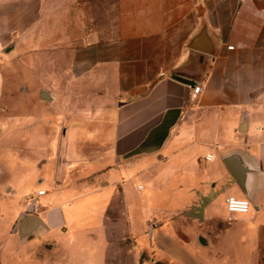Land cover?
Returning a JSON list of instances; mask_svg holds the SVG:
<instances>
[{
  "label": "crops",
  "instance_id": "0c3cea01",
  "mask_svg": "<svg viewBox=\"0 0 264 264\" xmlns=\"http://www.w3.org/2000/svg\"><path fill=\"white\" fill-rule=\"evenodd\" d=\"M202 18L216 50L198 81L201 91L191 97L192 85L170 73L187 56ZM41 51L66 61L41 67ZM0 55L2 71L19 65L22 71L93 77L103 89L94 99V121L69 125L67 134L91 137L110 158L93 172L100 158L70 143L66 154L74 172L61 169L57 186L49 188L46 171L37 182L15 187V194L32 195L45 183L36 195L40 206L25 203L26 214H36L43 225L21 238L20 215L19 239L8 231L0 242V264H108L103 213L117 209L112 203L121 192L134 226L131 208L149 200L134 182L140 167L150 170L153 154L160 157L152 165L158 178L147 185L175 183L192 194L207 184L213 208L217 201L222 210L228 194L246 196L222 155L234 151L241 166L254 163L247 175L256 184V205L233 218L246 227L264 223V0H0ZM50 92L46 100L56 98ZM49 102L47 107L54 104ZM190 114L199 117L196 122L187 123ZM81 172L95 174L96 182L89 178L80 187Z\"/></svg>",
  "mask_w": 264,
  "mask_h": 264
},
{
  "label": "rangeland",
  "instance_id": "374dc122",
  "mask_svg": "<svg viewBox=\"0 0 264 264\" xmlns=\"http://www.w3.org/2000/svg\"><path fill=\"white\" fill-rule=\"evenodd\" d=\"M74 26L77 28V24ZM41 48L46 52L45 44ZM43 53L36 57L41 67L47 68V63L52 61H66L62 56ZM40 87H47L56 98L42 100ZM102 91L89 75L22 71L19 65L8 71L0 70V242L7 239L8 231L18 240V218L31 212L29 206H25V203L31 204V193L15 194V187L28 179L37 182V178L48 171L51 189L58 185L61 169L64 168L67 175L74 172L68 168L72 167L73 160H68L66 154L70 143L80 144L86 155L100 158L93 172L108 163L110 158L106 159L103 144L95 145L91 137L67 134L69 125L94 121V99ZM48 102L54 104L47 107ZM189 117L187 123L199 118L193 114ZM107 138L98 137V140ZM159 158L153 154L152 165ZM152 165L150 170L140 167L137 171L135 188L143 185L145 189L139 191L148 194L149 200L146 205L136 201L138 205L131 208L134 209L133 227L127 221L121 192L117 191L112 203L117 209L103 213L101 219L105 222L108 219V224L103 227L105 248L102 254L110 259L108 264H147L150 261L158 264H264V223L257 221L246 227L238 218H228L219 202L216 201L213 208V198L210 193L205 194L210 188L207 184L192 194L175 183L147 185L148 181L158 178V167ZM85 175L76 174L80 187L82 181L89 178L96 182L95 174ZM122 183L125 186L128 182L123 178L120 185ZM40 184L39 188H46L45 183ZM171 195L177 199L167 200ZM200 236L204 242L200 241Z\"/></svg>",
  "mask_w": 264,
  "mask_h": 264
},
{
  "label": "water",
  "instance_id": "95a60500",
  "mask_svg": "<svg viewBox=\"0 0 264 264\" xmlns=\"http://www.w3.org/2000/svg\"><path fill=\"white\" fill-rule=\"evenodd\" d=\"M187 46L189 47L187 56L172 69L170 77L183 83L193 85L196 82L201 81L208 60V55L213 54L216 50V43L213 40L205 19L202 18L198 29L189 38ZM39 92L44 99L52 98L50 90L46 87H41ZM222 158L234 173L245 195L253 205H256V184L247 175V171L256 169V165L252 162H247L246 166H241L234 151L224 153ZM42 225V221L36 214H25L18 222L19 235L21 238L30 236ZM200 241L204 242L202 236H200Z\"/></svg>",
  "mask_w": 264,
  "mask_h": 264
},
{
  "label": "built area",
  "instance_id": "2783aa9c",
  "mask_svg": "<svg viewBox=\"0 0 264 264\" xmlns=\"http://www.w3.org/2000/svg\"><path fill=\"white\" fill-rule=\"evenodd\" d=\"M233 44H229L228 47H232ZM1 59V55H0ZM202 89V83L201 82H196L195 84L192 85V91L190 96L195 97L199 91ZM207 158L210 157V153H207L206 155ZM139 188L142 187L141 184L138 185ZM45 191L44 188H39L35 191V194H32L30 197V202L32 205L33 209H36L37 207L40 206V202L37 199L36 195L42 194ZM251 207V202L246 196H237L235 194H228L225 197V210L227 212V217L231 218L235 213H245L247 212ZM147 264H158L156 261H150Z\"/></svg>",
  "mask_w": 264,
  "mask_h": 264
}]
</instances>
